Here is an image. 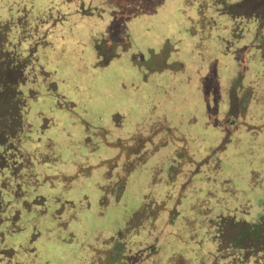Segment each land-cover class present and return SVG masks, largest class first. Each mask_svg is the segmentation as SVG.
<instances>
[{"label":"rangeland","instance_id":"1","mask_svg":"<svg viewBox=\"0 0 264 264\" xmlns=\"http://www.w3.org/2000/svg\"><path fill=\"white\" fill-rule=\"evenodd\" d=\"M112 1L133 4L137 0ZM180 2L166 1L153 17L142 16L127 24L130 48L111 60L108 66L99 68L95 67L92 38L103 33L106 19L90 22L80 19L73 13V6H65L60 0H0L3 22L15 21L24 8L29 24L50 7L65 14L60 25L47 30L48 45H37L35 56L38 66L50 74L57 93L73 105L72 112L56 108L55 99L47 94L43 82L35 86L37 98L27 100L26 118L32 127L29 136L38 133L41 116L52 118L54 125L46 129L41 138L53 141L52 152L58 159L51 164L33 163L34 173L38 177L48 176L49 181L35 190L34 187L25 190L22 201H30L33 195L43 196L44 213L25 212L22 203L14 202L19 212L20 232L5 234L8 222L0 223L1 248L18 251L32 241L34 226L38 232L31 242L34 255L16 253L14 259L18 264H77L81 252L79 240H90L100 232L117 233V243L126 244L132 240L143 252L151 246L149 229L156 211L155 201L168 182L170 168L177 167L182 159L178 152L201 154L207 150L205 143H211L216 132L212 125L214 115L207 112L213 106L214 94L202 92L201 78L205 76L208 83L212 80L210 85H218L219 91V85L222 89L229 82L234 86L243 73L247 78L253 76L258 62L252 55L255 47L242 56L243 59V52L238 51V56L233 53L250 44V31L245 32L237 45L228 42L225 46L222 40L228 38V31L222 29V24L226 19L218 15L217 28L202 30L203 40H198L197 29L200 28L194 26L189 30L183 13L176 7ZM190 9L186 11L188 17L194 15V8ZM229 11L238 15H258L264 20V0H238ZM208 13L213 16L211 10ZM113 27L114 24L109 31L124 29V26ZM260 27L264 33V21ZM260 42L255 40L254 43L259 45ZM29 44L25 42L20 46L21 54L24 55ZM173 47L177 50L170 52ZM23 94L26 95L25 88ZM115 114L123 117L120 126L113 123ZM236 114V100L232 98L228 115ZM79 116L92 128L108 131L107 141H119L121 147L116 155L109 147L87 152L80 143L84 132L76 123ZM163 123L165 127L161 131L148 134L155 125ZM17 132L14 121L0 112V142L16 139ZM143 134L148 135L143 137ZM21 144L25 152L33 145L26 136ZM114 155L113 160L121 163L122 172L129 173L120 199L110 198L100 207L95 185L103 180V175L98 170L93 171L74 188L61 191L76 205L64 207L56 219L55 211L59 206L54 197L61 195L59 174L67 175L78 168L94 166L103 157ZM117 162L113 166H117ZM237 166L238 171L232 175L224 197H213L202 215H193L191 206L186 212L195 229L213 241L219 264H262L258 260L264 259V223H259L264 221V166L259 161L251 165L249 160ZM109 171V184L114 185L123 173ZM83 195L87 200L86 208L78 204L84 201ZM256 223L258 238L248 226ZM68 235L77 239L69 242ZM235 240L238 247L233 248ZM112 248V244L108 245L103 254L105 258ZM125 261L133 264L135 260L128 257Z\"/></svg>","mask_w":264,"mask_h":264},{"label":"trees","instance_id":"2","mask_svg":"<svg viewBox=\"0 0 264 264\" xmlns=\"http://www.w3.org/2000/svg\"><path fill=\"white\" fill-rule=\"evenodd\" d=\"M155 1L137 0L132 4L129 1L118 3L112 0H60V3L73 6V13L85 21L107 20L103 33L97 38H92L95 67L100 68L108 66L111 60L118 58L130 48L127 24L142 16L153 17L160 5L169 0ZM237 2L238 0H181L176 6L183 13L184 22L188 24L189 30L194 26L200 28L197 29L198 40H203V36L200 35L202 30L217 28L218 23L215 19L218 15L226 19L222 24V29L227 28L228 31V38L222 40L223 43L226 42L225 46L229 44L228 42L237 45L250 31V44L235 49L233 53L236 55L238 51L243 52L241 54L243 59L242 56L245 57L248 51L255 47L252 55L256 56L258 62L253 73L254 77L247 78L243 73L234 86L229 82L222 89L219 85V91L218 85H210L213 84L212 80L208 83L205 81V76L201 78L202 92L205 94L211 91L214 94L213 106L207 109V112L214 115L212 125L216 128V132L211 143H205L207 150L201 154L188 152L187 155H182L180 151L178 152L182 159L177 167L170 168L168 182L155 201L156 211L149 229L152 234L151 246L143 252V248L132 240L126 244L117 243L119 237L117 233L107 235L106 232H100L90 240H79L81 252L76 259L77 264H126L125 259L128 257L134 258L133 264H219L213 241L195 229L186 208L191 206L192 214L199 216L206 212L213 197H224L232 175L238 171L237 164L241 165L249 160L251 165L259 161L264 166V33L260 27L264 20L258 15H238L229 11ZM190 8H194V15L188 17L186 11L191 10ZM208 10H211L213 16L209 15ZM26 13L24 8L15 21L0 20V112L14 121L18 131L16 139H9L6 143L0 142V223L8 222L5 234L20 232V227L17 225L19 212L15 209L14 202L22 203L25 212L34 210L37 215L44 213L43 196L33 195L30 201H22L25 190L30 187H34L35 190L40 184L49 181L48 176L38 177L34 173L33 163L51 164L58 159V156L52 152L53 141L49 138H41L42 133L54 125L52 118L41 116L42 123L38 133L29 136L32 127L27 123L26 118L27 100L37 98L35 86L43 82L46 84V92H49L47 94L53 95L56 108L68 111L73 108L71 103L66 102L64 97L57 93L55 83L50 80V74L38 66L35 56L37 45L42 47L48 45L45 39L47 30L60 25L65 20V14L60 9L50 7L29 24ZM112 24L114 27L124 26V29L109 31ZM255 40H261L259 45L254 43ZM25 42L30 44L23 55L20 46ZM169 50L175 52L177 48L173 47ZM23 88L26 95L23 94ZM232 98L236 100L237 114L229 116L228 110ZM112 118L115 126L121 125L122 116L115 114ZM76 123L84 132L80 143L85 146L87 152L96 151L100 147H109L115 151V155L117 154L121 146L118 140L111 142L106 140L108 131L92 128L82 116H79ZM163 127H165L164 123L155 125L148 134L159 132ZM148 134H143V137H147ZM25 136L33 143L26 152L21 149V140ZM115 155L103 157L94 166L78 168L73 173L55 176L60 184L59 191L65 192L74 188L79 182L90 177L93 171L98 170L103 175V180L95 185L100 207L105 206L110 198L119 200L129 173L124 170L122 172L121 163L113 160ZM199 156L202 157L194 158ZM115 162L118 163L117 166H113ZM109 170L123 173L122 178L114 185L109 184L111 181ZM54 198L59 206L55 211L56 219H59L64 207L72 208L76 205L62 192L60 196ZM83 199L84 201L78 204L86 208L85 195ZM259 223L264 221L260 220ZM257 224L248 226L258 238L260 235L256 228ZM37 235L34 226L31 240L33 241ZM2 238L3 233L0 232V242ZM68 238L69 242L77 239L72 235H68ZM31 242L27 247L18 249L19 252L13 248L0 247V264H18L14 259L16 253L33 256L35 252L31 248ZM111 244L113 248L105 258L103 254ZM232 247H238L236 240L233 241ZM259 261L264 264V259Z\"/></svg>","mask_w":264,"mask_h":264}]
</instances>
